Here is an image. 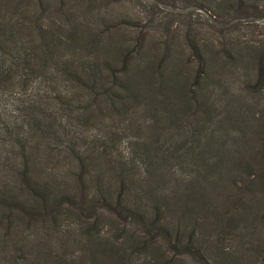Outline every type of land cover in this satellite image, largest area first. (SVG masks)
<instances>
[{"label": "trees", "instance_id": "trees-1", "mask_svg": "<svg viewBox=\"0 0 264 264\" xmlns=\"http://www.w3.org/2000/svg\"><path fill=\"white\" fill-rule=\"evenodd\" d=\"M102 3L109 0H0V166L9 168L6 176L0 174V227L16 232L24 243L37 239L43 246L33 256H19L18 264H84L87 258V264H175V254L198 264H262L264 236L257 225L264 229V179L256 173L251 179L249 171L264 163V40L229 50L227 43L214 54L188 35L194 66L188 59L179 65L177 58L171 68L165 64L168 55L179 52L167 44L162 55L144 63L140 56L155 48L143 42L142 20H137L134 44H127L124 35L111 30L135 21L102 8ZM235 5V11L253 7L243 0ZM231 7L225 3L208 10L220 20L223 39L232 35L225 20ZM66 47L71 54H65ZM82 51L89 54L76 60ZM226 69L234 73L233 81L224 75ZM67 82L87 97L62 89ZM218 88L226 96H238L243 108L233 106L230 97L213 98ZM50 101L65 112L77 109V120L83 122L109 117L107 134L112 137L124 130L132 106L145 101L143 117L149 115L155 128H175L176 137L174 143L167 137L164 143L144 144L146 158L135 153L134 164L145 161L159 184L161 169L166 171L178 187L171 196L163 189L158 193L157 186L145 183L141 173L135 177L126 166H112L111 173L101 168L91 177L88 167L97 161L85 157L86 148L81 152L75 147L79 136H71L68 118L56 108L49 110ZM100 104L108 106L110 115L103 118ZM232 127L234 144L228 138ZM6 144L13 149L3 150ZM103 145L93 151L106 157ZM232 146L235 153L229 152ZM41 149L74 158L77 189L44 164ZM156 156L164 165L172 157L191 160L195 178L164 169L154 163ZM243 168L248 169L246 182L234 173ZM162 204L175 216V224L163 217ZM130 224L137 230L128 232ZM230 227L239 234V255L231 259L224 256L228 252L223 254L229 240L224 231ZM160 240L172 257L155 246ZM77 244L84 246L79 255L69 251Z\"/></svg>", "mask_w": 264, "mask_h": 264}, {"label": "rangeland", "instance_id": "rangeland-1", "mask_svg": "<svg viewBox=\"0 0 264 264\" xmlns=\"http://www.w3.org/2000/svg\"><path fill=\"white\" fill-rule=\"evenodd\" d=\"M243 1L253 7L249 8L248 10L235 11L232 7L236 6L235 4L237 0H109V3H107V5L105 3H102V8L107 7L110 10L112 9L116 13H122L124 15L126 14L135 21L134 25H121L122 27H116L111 30L113 32H117L119 35H124L126 37L127 44H134L137 38L136 31L138 30L135 27L137 25H140L137 20H142L141 24L143 23V25L146 26L143 36V42L147 43L148 46H154L155 48V50L152 49L146 51L140 56L143 57L142 59L144 63L146 61L149 62L148 58H151L154 54L155 56L158 54L162 55L163 49L165 48L163 45L167 44L172 48H178L179 52H173V54L168 55L166 57L165 64L169 65L170 63H174L175 58H177V61L179 62L177 64L179 65L182 63L185 64L184 61L186 59H188L193 65L194 58L190 54L191 50L186 42V38L188 35L196 36V39H199L200 42H202V44L207 47V49L209 48L212 51L210 53L214 54L220 52L221 48H223L227 43L228 45L226 48L229 50L231 48H234L235 46H238L242 42H257L261 39L264 40V0ZM225 3H227L228 7L232 6L225 16V20L228 22V26L226 28L230 31L229 34L232 35H228L225 39H223V37L220 36V30L221 28H223L222 25L218 23L220 20L211 17L208 10L212 11V9L214 8H221V6H223ZM200 5L204 6L205 8L199 9L197 6ZM79 10L80 16L83 15L82 10ZM153 12L159 13V17ZM169 24H171V27L168 29L167 35V32H165V30H167V25ZM72 51V49L66 47L65 54H71ZM83 54H89V51L80 52L79 55L75 56V59L79 60L80 57L83 56ZM188 65H186L188 67L186 72L190 70L191 64ZM169 67L171 68L172 65H169ZM223 71L225 72L224 75L230 78L229 81L234 80V77L231 75V73L234 74L232 71L231 73L228 69ZM62 89L78 91L79 95H81L82 97H87V92L82 91V89H80L76 84H73V86H71V84L67 82L64 84V86H62ZM220 94L223 95L222 98L224 99V101H227L229 97L232 98L229 93L226 96V93L222 88H218L214 92L213 98L220 99ZM232 99L236 104H232L233 106H238L239 108L242 106L243 108L244 105H241L239 103L238 96H233ZM55 105V102L50 101L48 105L49 110L53 111L54 108H56ZM97 105L98 104L96 103L93 109ZM219 105L222 106L221 104ZM100 106H102L104 109L103 118L107 115H110V110L106 104H100ZM145 108V101L138 103L134 108L132 106L131 115L126 117V119L122 123V127L124 126V130L122 132L120 131L117 136L114 135L113 137L110 134H107L108 124L106 122H108L109 117H105L102 122L99 120L83 122L81 119L77 120V114L80 112L77 109L76 112H65L59 108L56 109L58 110V113L64 117V119L68 118V121H70L71 125L69 126V128L72 130L71 136H73L75 133L79 136L73 141L75 147L81 152L84 150V148H86L87 152L85 157L97 161V163H92L88 167V173L91 177L94 178L101 171V168L106 169L109 171V173H111L112 166L115 168H119L120 166L132 167L133 171L130 170V173L132 175L135 174L134 176L137 177L141 173L143 178L148 179V181L145 179V183H150L151 185L158 187V193H160V190L163 189L166 193L170 194L169 196H171L174 187H178L175 176L169 175L168 173H166V171L161 169L163 173L160 177L163 179V182L159 184L157 175H154L151 170H147L148 165L145 161H143V163L140 161L139 165L134 164L137 163L135 161L137 160V156H135V153H138L139 155H142L143 158H146L144 156V144L150 143L152 140L161 143L165 141V138L167 137L168 140L166 141L168 143H174L173 141L176 137L175 128L171 127V130H168L170 126L161 125L159 128H155L154 126H152V120L150 116L147 115V118L143 117V115L145 114L142 113V110H145ZM135 111L141 113L135 114ZM224 113L225 111L222 110L220 112V116H223ZM143 118H145L144 121ZM235 128L236 127H232L231 129L233 130L228 131V138L230 143L232 144H234L232 140L234 136L232 134L236 131L234 130ZM102 143L104 144L103 146L106 147V157L103 154H99L97 151H93L97 146L102 145ZM242 146L245 147V144H242ZM2 149L6 151L7 149L12 150L13 148H11L10 145L6 144V146H4ZM234 149L235 147L232 146L229 149V152L235 153L236 150ZM214 150V153H220L219 149L215 148ZM47 155L48 153H46L42 149L40 151V154H38V156H41V158L45 159V161H43L44 164L48 168H50L54 172V174H58L65 179V182L67 184L69 183L73 188L76 187L75 189H77L78 184L76 183L74 173L78 169V163L74 160V158H72V156L70 157L68 154L63 153L62 151L50 152V155ZM153 161L154 163L160 164V166H164V169H167L169 171L171 170L174 173L183 172L182 174L186 173L191 178H195L194 167L191 160L187 161L183 159L180 161L175 157H172L169 163L164 165L159 157L156 156L154 157ZM253 166L256 168H252L253 170L249 171V173L253 174L251 175V179H255V173L261 175L264 179V163L257 165L254 164ZM0 169V174L6 176L9 168L5 165H1ZM257 169L263 171V173L254 171ZM247 170L248 169L243 168V170H237L234 171V173L238 172L237 178L246 182L248 175ZM242 181H239V186L244 187V183ZM145 199L149 200L147 197H145ZM161 209L164 211L163 217H165L166 220H172L175 224L177 220L175 216H172L173 214L170 212V210H166V207L163 204L161 206ZM252 216H258V214L255 213ZM199 217L200 220L203 219V216ZM260 217V219L264 222V214ZM260 227H262V224L257 225V229L259 228L258 233L264 236V229ZM135 230H137V226L135 224H130L127 226L128 232L132 233ZM226 230L227 231H224V236H226L229 240H227L228 242H226V245L228 247L225 248L223 254L224 252H228V254H224L225 257L230 259L233 257L236 258L239 255L237 252L238 238L235 237V234L239 236L237 232L238 229L235 227H230L226 228ZM200 231L201 229L196 227V232L200 233ZM109 237H112V232L109 233ZM252 238L254 237L252 236ZM146 240L149 241L148 239ZM155 244V246L159 247V250L162 254H164L168 258L172 257L171 252L168 251V246L164 243L163 240H160ZM41 248H43V246L37 239L30 243H24L20 240V237L16 235V232H4L0 227V264H18L19 256H21L22 254L33 256ZM69 251L76 252L79 255L84 251V246L83 244H77L69 249ZM234 251H236L237 253L231 254ZM141 255H143V253H141ZM174 259L175 264H198L197 262L193 261L192 258L185 255L175 254ZM87 263L88 258L86 259L84 264ZM262 264H264V262Z\"/></svg>", "mask_w": 264, "mask_h": 264}]
</instances>
